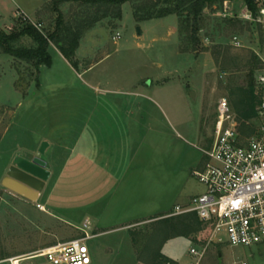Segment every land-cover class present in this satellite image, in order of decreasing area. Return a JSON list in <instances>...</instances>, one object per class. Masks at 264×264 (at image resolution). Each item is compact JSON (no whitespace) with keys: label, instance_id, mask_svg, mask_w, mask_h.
<instances>
[{"label":"rangeland","instance_id":"obj_1","mask_svg":"<svg viewBox=\"0 0 264 264\" xmlns=\"http://www.w3.org/2000/svg\"><path fill=\"white\" fill-rule=\"evenodd\" d=\"M237 2L224 1L204 8L196 44L180 39L175 14L137 21L132 3L125 2L120 20L106 17L95 23V35L88 44L93 53L88 60L104 57L94 72L130 81L143 78L147 83L152 79L168 82L157 95L168 99L177 118L184 117L193 126L198 120L201 141L193 140L191 146L197 160L199 154L202 155L200 148H207L214 139L219 99L225 98L229 102L243 135L254 131L258 124L256 117L249 120L240 117L249 109L251 85L255 92L258 90L256 78L261 64L256 53L261 47V28L242 17L245 3ZM38 3L42 5L35 17L33 11ZM58 8L65 21L72 24L94 13V7L81 1H67ZM57 14L53 0H0V28L7 32L21 28L24 22L33 24L36 18L34 22L40 23V30H53ZM116 33L120 36L114 39ZM234 35L239 38L241 46L233 45ZM97 41L101 43L95 44ZM17 45L30 47L34 42L24 36ZM53 46L56 47L53 43L49 45L56 73L52 78L58 82L74 79V74L65 68L64 60L52 49ZM183 46L195 50L182 52L180 48ZM52 70L43 67L45 75H52ZM38 77L39 71L31 63L0 50V264H8L7 259L12 256L27 254L79 234L74 226L50 218L2 185L13 159L21 156L13 155L25 153L24 148L30 144L31 135L26 127L31 125L25 112L24 96ZM195 143L199 148L194 146ZM192 171L178 194L169 200L171 206H167V210L164 208L162 217L130 222L132 224L113 221L92 228L99 234L87 242L90 264H162L159 254H163L165 243V253L177 259L174 260L176 263L190 261L188 249L196 244L207 247L201 264H237L242 261L264 264V245L231 247L225 240L219 242L217 237L210 240L211 228L198 218L200 227L197 231L165 240L166 233L158 220L180 215L168 214L174 205H187L193 196L204 190ZM25 263L41 264L43 260L32 259Z\"/></svg>","mask_w":264,"mask_h":264},{"label":"crops","instance_id":"obj_2","mask_svg":"<svg viewBox=\"0 0 264 264\" xmlns=\"http://www.w3.org/2000/svg\"><path fill=\"white\" fill-rule=\"evenodd\" d=\"M234 1L244 3L226 2ZM41 5H35V17ZM93 30L79 41L76 67L52 47L75 78L54 80L53 59L46 66L53 69L52 75H45L40 66L35 85L24 96L31 141L25 153L13 155L39 156L49 171L36 202L19 198L36 208L40 204L41 212L78 231L85 224L91 229L113 221L132 224L163 213L188 174L204 162L203 154L197 160L191 148L193 140L201 141L198 120L193 126L177 118L168 99L157 95L168 82L130 81L94 72L104 57L88 60L93 55L88 45ZM43 142L46 146L39 154ZM166 244L161 253L177 260L165 253Z\"/></svg>","mask_w":264,"mask_h":264},{"label":"built area","instance_id":"obj_3","mask_svg":"<svg viewBox=\"0 0 264 264\" xmlns=\"http://www.w3.org/2000/svg\"><path fill=\"white\" fill-rule=\"evenodd\" d=\"M253 1L255 11L245 5L242 17L261 28V47L256 53L261 64L256 78L258 124L254 131L243 135L229 102L225 98L219 99L214 139L209 147L200 148L204 156L203 165L192 171L204 190L193 196L187 205H175L168 214L195 213L199 221L211 228L210 240L217 237L219 242L225 240L231 247L264 245V0ZM33 24L40 29V23ZM119 36L116 33L114 39ZM232 43L236 47L241 46L236 35L232 37ZM36 206L42 208L40 204ZM97 235L89 224H85L72 238L7 261L8 264H26L27 260L42 259L41 264H90L87 242ZM206 249V246L196 244L190 246L191 259L183 264H201Z\"/></svg>","mask_w":264,"mask_h":264},{"label":"trees","instance_id":"obj_4","mask_svg":"<svg viewBox=\"0 0 264 264\" xmlns=\"http://www.w3.org/2000/svg\"><path fill=\"white\" fill-rule=\"evenodd\" d=\"M67 1H81L82 4L94 7V13L87 14L83 19L75 21L74 24L68 23L58 8L59 4ZM224 1L227 0H53L54 10L58 12L53 30L43 32L31 22H24L21 28L12 29L9 32L0 28V50L3 54L31 63L39 71L40 66L51 65L52 57L48 48L53 43L70 64L76 67L75 50L83 34L103 18L112 17L120 20L122 16L121 8L125 2L132 3L133 14L137 21L175 14L178 17L180 39L196 44L199 40L198 32L203 20L204 8L216 3L222 4ZM243 1L248 9L252 12L255 11L256 5L253 0ZM24 36L31 38L34 45L30 47L17 45ZM180 50L186 52L195 49L183 46ZM251 87L249 109L243 111L240 117L244 120L257 116L256 108L259 103V94L254 91L252 85ZM163 215L165 213L152 218L162 217ZM158 221L161 222L166 233L165 240L177 236H188L189 233L197 231L200 227L196 214L192 212L160 218ZM159 257L162 258V264L166 262L176 264L174 260L164 256V254H159Z\"/></svg>","mask_w":264,"mask_h":264},{"label":"water","instance_id":"obj_5","mask_svg":"<svg viewBox=\"0 0 264 264\" xmlns=\"http://www.w3.org/2000/svg\"><path fill=\"white\" fill-rule=\"evenodd\" d=\"M138 33H140L138 31ZM46 142H43L39 154L44 152ZM46 162L39 156L31 159L16 156L2 181V185L17 195L36 202L45 182L49 177Z\"/></svg>","mask_w":264,"mask_h":264}]
</instances>
